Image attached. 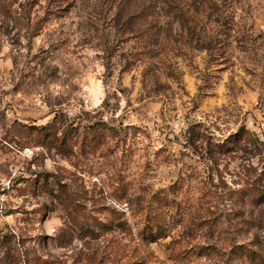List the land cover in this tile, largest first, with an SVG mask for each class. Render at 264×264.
<instances>
[{
    "label": "rangeland",
    "instance_id": "1",
    "mask_svg": "<svg viewBox=\"0 0 264 264\" xmlns=\"http://www.w3.org/2000/svg\"><path fill=\"white\" fill-rule=\"evenodd\" d=\"M154 1L0 0V264H264V0Z\"/></svg>",
    "mask_w": 264,
    "mask_h": 264
},
{
    "label": "trees",
    "instance_id": "2",
    "mask_svg": "<svg viewBox=\"0 0 264 264\" xmlns=\"http://www.w3.org/2000/svg\"><path fill=\"white\" fill-rule=\"evenodd\" d=\"M167 1L170 9L175 13V15L179 14L181 18H188V20L190 19L192 21L194 27L193 29L197 28V25L202 22L203 10H199L200 8L198 9L192 1ZM158 8L160 7H158V3L154 0H135V27L138 30L137 32L149 47L152 46L156 48L160 45L161 39L164 40L166 38V33H164L162 26H158L156 21L148 22L149 17L154 16ZM191 33L194 34L195 30ZM56 128L57 125L53 122L41 127V131L46 132V135H53L55 139H58L56 138L57 136L54 132L51 133V131H55ZM91 129H93L92 131H95V133L98 131L96 126L94 128L91 127ZM66 143L67 141L64 139V141L59 145L62 146ZM208 145H210V143ZM211 155L213 154L211 153ZM166 199H168V194L165 191L155 195V200L159 203L164 202ZM165 209L166 206L161 209V207L152 205L149 206L145 212L143 230L148 232L150 241H156L161 238V233H166L168 229L167 214Z\"/></svg>",
    "mask_w": 264,
    "mask_h": 264
},
{
    "label": "built area",
    "instance_id": "3",
    "mask_svg": "<svg viewBox=\"0 0 264 264\" xmlns=\"http://www.w3.org/2000/svg\"><path fill=\"white\" fill-rule=\"evenodd\" d=\"M262 127L264 128V120L261 122Z\"/></svg>",
    "mask_w": 264,
    "mask_h": 264
}]
</instances>
